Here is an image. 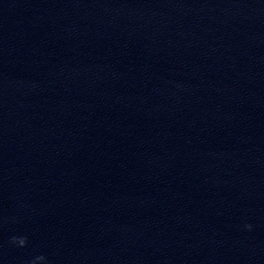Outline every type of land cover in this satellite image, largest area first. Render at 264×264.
I'll return each instance as SVG.
<instances>
[{
	"label": "water",
	"instance_id": "95a60500",
	"mask_svg": "<svg viewBox=\"0 0 264 264\" xmlns=\"http://www.w3.org/2000/svg\"><path fill=\"white\" fill-rule=\"evenodd\" d=\"M0 264H264V0H0Z\"/></svg>",
	"mask_w": 264,
	"mask_h": 264
}]
</instances>
